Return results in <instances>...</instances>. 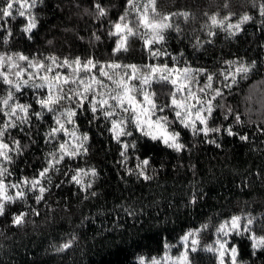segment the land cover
<instances>
[{"label":"trees","instance_id":"1","mask_svg":"<svg viewBox=\"0 0 264 264\" xmlns=\"http://www.w3.org/2000/svg\"><path fill=\"white\" fill-rule=\"evenodd\" d=\"M108 16L100 20L87 14L92 0H44L34 10L39 17V26L29 40L20 28L24 18L10 21L13 37L0 51L21 52L42 59L50 55L73 59L88 57L101 63L115 61L120 64H135L143 69L146 64H174L170 57L150 58L137 37L129 39V50L115 55L112 49L116 37H109L110 22L117 20L124 11L125 0H102ZM255 0H157V11L164 15L187 11L191 14L185 22L176 18L182 32L166 33L165 49L179 57L177 66L185 63L193 69L206 68L219 73L228 68L226 61H239L245 65L255 62V67L232 89H223L224 97L217 98L223 108L217 107L214 123L231 125L233 131L247 135V141L239 136L223 134L221 147L204 142L203 137L177 125L186 150L176 153L162 144L154 143L134 132L133 137L122 139L134 141L135 150L129 151L128 167H134L136 157L150 158L153 175L151 181L127 175L119 164L120 148L102 120L88 124L91 113L79 114L77 123L81 132L90 139L88 153L75 160H66L60 165L61 172L50 173L51 184L45 199L36 204L30 193L27 203L17 202L7 206V214L0 217V264H139V258L161 257L167 251L170 256H179L184 251L181 237L207 224L199 232V250L191 253L194 264H216L213 253L207 246L216 239L215 227L233 215H252L256 218L257 234H264V25L260 24ZM225 3L228 7L225 8ZM235 13L234 23L248 13L254 20L242 26L236 36L214 29L217 35L209 37L202 28L206 21L204 13ZM95 33L101 39L96 41ZM83 37V39H80ZM49 41L51 43H49ZM209 41H211L209 43ZM199 42V47L193 45ZM159 47V46H156ZM180 53H183L180 56ZM66 71V70H65ZM95 71V70H94ZM202 85L204 77H199ZM222 77L214 80L213 87H222ZM137 83V81H133ZM171 85L154 83L157 103H169L166 93ZM4 86L0 84V95ZM19 95V94H18ZM35 93L26 89L21 102L34 103ZM231 109L233 115L225 120ZM172 119V113H164ZM239 114L241 123L235 122ZM2 119V117H0ZM52 125L50 117L43 121L33 119L31 137L18 130L12 135L27 145L23 154L14 155L9 165V178L17 182L23 177H35L45 167V157L53 145L45 144V133ZM95 168L97 175L89 192L68 182L63 172L68 168ZM59 185V187H57ZM95 192L96 195H90ZM197 194L196 203H190L192 193ZM85 196L88 198L85 199ZM39 212L33 215L31 209ZM27 212L25 223L14 227L12 213ZM131 213V214H130ZM71 241L64 251L56 249ZM242 253H250L249 240L236 236L233 240ZM167 246H170L166 248ZM245 264H264V255H244Z\"/></svg>","mask_w":264,"mask_h":264},{"label":"snow or ice","instance_id":"2","mask_svg":"<svg viewBox=\"0 0 264 264\" xmlns=\"http://www.w3.org/2000/svg\"><path fill=\"white\" fill-rule=\"evenodd\" d=\"M156 2L125 0L123 13L116 21L110 22L107 35L116 37L113 55L127 52L129 39L137 37L143 42V48L150 58L170 57L174 62L171 68L167 63L146 64L141 69L135 64L115 61L101 63L91 57L82 60L80 57L69 59L50 55L37 59L21 52L0 51V84L4 86V92L0 95V217L7 214L8 205L27 203L30 193L36 204L41 203L49 191L50 173L61 172L60 165L66 160L87 155L90 137L87 132L80 131L77 123L79 114L91 113L90 119L86 121L90 125L100 120L104 122L106 131L120 148L121 167L127 175H134L144 181L154 178L149 174L150 158L136 157L135 166L128 167L129 151L135 150L137 145L134 141L122 139L133 137L134 132L176 153L185 151L187 145L181 141V132L174 125L188 130L193 137H203L204 142L214 144L217 148L221 147L217 141L223 134L239 136L241 141L249 139L247 135L233 131L231 125L214 123L216 108H223V105L214 101L218 97L222 99L223 89L230 91L238 83V78H246L255 67V62L245 65L239 61H226L228 68L219 73L209 72L206 68L193 69L187 63L183 67L177 66L179 57L173 56L164 47L167 43L165 34L169 31L181 33L182 29L175 19L182 18L187 22L191 14L181 11L162 15L157 11ZM43 3L44 0H0V44H8L13 37L9 22L17 17L24 18L25 23L20 31L31 40L34 30L39 26V17L34 10ZM224 7L227 8L228 4L225 3ZM253 7L262 18L260 24L264 25V0H255ZM90 10L85 11L97 20L108 16V9L102 0H92ZM204 15L206 21L202 28L207 29L209 37L217 35L214 29L227 33L229 37L236 36L243 30V25L254 20L248 13L241 15L234 23L232 17L235 13ZM92 35L96 41L101 39L95 33ZM199 46V42L193 45ZM201 76L205 80L202 85L199 80ZM218 76L223 78L222 87H213ZM154 83L171 85L166 93H161L169 98V103H157V93L152 90ZM26 89L35 93L33 99L38 110L33 108V103L21 102L19 97L25 94ZM166 110L172 113V119L164 114ZM229 115H233L231 109L224 119L227 120ZM45 117H50L52 125L44 134V142L53 145L45 157V167L35 177L10 181L12 172L8 166L14 163V155H22L27 147L12 135V130H18L30 138L33 119L43 121ZM235 122L241 123L239 114H235ZM63 175L80 191L89 192L97 172L95 168L77 167L68 168ZM90 195L95 196L96 193L90 192ZM196 198L197 194L193 192L190 203H196ZM31 212L39 215L34 208ZM27 215L24 211L12 213V226H22ZM256 223V218L250 214L231 216L215 227L216 239L205 250L213 253L216 264H245L244 255H264V234H257ZM207 228L208 225L204 224L200 229L183 235L181 242L184 251L179 256L172 257L166 251L159 258L140 257L139 264H194L190 254L199 250L197 237L200 231ZM261 232H264V228H261ZM236 236H244L249 240L250 253L241 252L240 247L233 242ZM71 243L68 241L56 250L64 251L71 247Z\"/></svg>","mask_w":264,"mask_h":264},{"label":"rangeland","instance_id":"3","mask_svg":"<svg viewBox=\"0 0 264 264\" xmlns=\"http://www.w3.org/2000/svg\"><path fill=\"white\" fill-rule=\"evenodd\" d=\"M173 257V256H172Z\"/></svg>","mask_w":264,"mask_h":264}]
</instances>
